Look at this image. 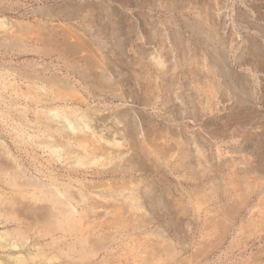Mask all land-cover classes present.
<instances>
[{
    "label": "rangeland",
    "instance_id": "374dc122",
    "mask_svg": "<svg viewBox=\"0 0 264 264\" xmlns=\"http://www.w3.org/2000/svg\"><path fill=\"white\" fill-rule=\"evenodd\" d=\"M188 1L0 0V264H264V0Z\"/></svg>",
    "mask_w": 264,
    "mask_h": 264
},
{
    "label": "bare ground",
    "instance_id": "6f19581e",
    "mask_svg": "<svg viewBox=\"0 0 264 264\" xmlns=\"http://www.w3.org/2000/svg\"><path fill=\"white\" fill-rule=\"evenodd\" d=\"M148 1V0H147ZM167 1H171V0H167ZM190 1V0H189ZM188 1V2H189ZM193 1H196V0H193ZM173 2V1H172ZM179 3V2H178ZM173 4V3H172ZM154 5V4H153ZM187 5V4H186ZM189 5H191V4H189ZM51 6V5H50ZM53 6V5H52ZM51 6V7H52ZM193 6V5H192ZM49 7V6H48ZM51 7H49L50 9H51ZM56 7H58V6H56ZM149 7V6H148ZM155 7V6H154ZM193 7H195V5L193 6ZM53 8V7H52ZM153 8V7H152ZM184 8H185V6H184ZM180 9V8H179ZM189 9V8H188ZM55 10V9H54ZM174 10V9H173ZM212 10V9H211ZM214 10V9H213ZM216 10V9H215ZM58 11V10H57ZM65 11V10H64ZM189 11V10H188ZM190 11H191V9H190ZM60 12H62L61 11V9H60ZM202 12V11H201ZM213 12V11H212ZM217 12V11H216ZM48 14H50V13H48ZM67 14V13H66ZM50 15H52V14H50ZM67 15H69V14H67ZM151 15V14H150ZM215 15H217V16H219V14H214V16ZM173 15L171 14V16L170 17H172ZM210 16V15H209ZM55 17V16H54ZM53 17V18H54ZM62 17V16H61ZM68 17V16H67ZM69 17H70V15H69ZM199 17V16H198ZM212 17H213V15H212ZM216 17V16H215ZM214 17V18H215ZM64 18V17H63ZM123 18V17H122ZM174 19V18H173ZM201 19V18H200ZM157 20V19H156ZM175 20V19H174ZM60 21V20H59ZM177 21V20H176ZM168 23H169V21H168ZM176 23V22H175ZM199 23V22H198ZM52 24H53V22H52ZM149 24H150V22H149ZM148 24V25H149ZM152 24V23H151ZM155 23H153V25H154ZM202 23H200V25H201ZM54 25V24H53ZM114 25V24H113ZM143 25V24H142ZM199 25V24H198ZM55 26V25H54ZM146 26V25H145ZM152 26V25H151ZM156 26V25H155ZM51 27V26H50ZM87 27V26H86ZM122 27V26H121ZM120 25L119 24H115L113 27H112V29H111V32L113 31V28H115L114 30H119L120 28ZM126 27V26H125ZM150 26H148V28H149ZM158 27V26H157ZM170 27V26H169ZM225 27V26H224ZM109 28V27H108ZM52 29V28H51ZM153 29V28H152ZM180 29V28H179ZM86 30V29H85ZM196 30H199V29H196ZM203 30V29H202ZM215 30V29H214ZM213 30V31H214ZM159 31V30H158ZM201 31V30H200ZM54 32V31H53ZM72 32V31H71ZM127 32V31H126ZM145 32V31H144ZM160 32V31H159ZM162 32H163V30H162ZM197 32V31H196ZM195 32V33H196ZM15 33V32H14ZM120 32H118V34H119ZM155 33H157V32H155ZM154 33V34H155ZM194 33V32H193ZM76 33H74V35H75ZM144 34V33H143ZM151 34V33H150ZM149 34V35H150ZM158 34V33H157ZM160 34V33H159ZM158 34V35H159ZM173 34V33H172ZM112 35V34H111ZM131 35V34H130ZM166 35H168L167 33H166ZM178 35V34H177ZM200 35V34H199ZM11 37H18V36H16V35H10ZM146 36V35H145ZM145 36H143V37H145ZM155 36V35H154ZM128 37V36H127ZM142 37V38H143ZM148 38H143V39H140V40H137L136 39V42H134V43H136V44H138L139 46H141V47H145L144 49H143V55H144V53H145V58H146V60H147V62H148V66H149V68H151L153 71H154V73L157 75V77L159 76L160 78H163V80H164V77H166V74L168 73V74H170L168 71H169V68L171 67V62H168V63H165V62H167V61H169V60H167V61H165V62H163V61H161V59H159L160 57H158L159 56V54H157L156 55V52H157V48H155L152 52H151V50L149 51L148 50V47H152V46H147V43H149L148 41L150 40V38H149V36H147ZM161 37H162V35H161ZM182 37V36H181ZM38 38H40V37H38ZM38 38H36V40L38 39ZM132 38V37H131ZM176 38V37H175ZM121 39V38H120ZM123 39V38H122ZM125 39V38H124ZM133 39V38H132ZM152 39V38H151ZM155 39H156V37H154V41H155ZM178 39H180V37L178 38ZM177 39V40H178ZM159 40V39H158ZM169 40H170V38H169ZM175 40V39H174ZM153 41V40H152ZM153 41V42H154ZM157 41V40H156ZM155 41V42H156ZM163 41H164V36H163ZM162 41V42H163ZM180 41V40H179ZM178 41V42H179ZM183 41V40H182ZM185 41V40H184ZM121 42V41H120ZM129 42V41H128ZM131 42V41H130ZM129 42V43H130ZM153 42H152V45H154L153 44ZM133 42H131V44L130 45H132L133 46V48L135 47V45L134 44H132ZM164 43V42H163ZM165 43H167V42H165ZM164 43V44H165ZM173 43V42H172ZM164 44H155L156 46L158 45V47L160 46V47H162L163 48V46H164ZM170 44V43H169ZM168 44V45H169ZM185 44V43H184ZM122 45V44H121ZM150 45V44H149ZM154 45V46H155ZM168 45H166V46H168ZM172 45V44H171ZM121 47H123V46H121ZM138 47V46H137ZM132 48V47H131ZM139 48V47H138ZM162 48H160V49H162ZM167 48V47H166ZM119 49V48H118ZM128 49V48H127ZM151 49H153V48H151ZM171 49L172 50H174V48H172L171 47ZM177 49H178V47H177ZM124 50V49H123ZM132 50V49H131ZM141 50V49H140ZM159 50V49H158ZM193 50H194V48H193ZM133 51V50H132ZM166 51V50H165ZM171 51V50H170ZM176 51V50H175ZM120 52V51H119ZM125 52V51H124ZM123 53V52H122ZM137 53V52H136ZM159 53V52H158ZM171 53V52H170ZM176 53V52H175ZM189 53V52H188ZM140 54V53H139ZM141 54H142V52H141ZM168 54V53H167ZM172 54H173V52H172ZM177 54V53H176ZM175 55V54H174ZM174 55H172V56H174ZM180 55V54H179ZM199 55V54H198ZM137 56V55H136ZM162 56H166V54H164V55H162ZM177 56V55H176ZM170 57V56H169ZM186 57V56H185ZM184 57V58H185ZM141 58H143V57H141ZM176 59V57H172V59ZM136 59V58H135ZM163 59V58H162ZM137 60H139V59H137ZM136 60V61H137ZM197 60V59H196ZM195 60V61H196ZM139 61H142V60H139ZM145 61V60H144ZM173 61V60H172ZM198 61V60H197ZM179 62V61H178ZM186 62V61H185ZM188 62H189V60H188ZM187 62V63H188ZM137 63V62H136ZM140 63V62H139ZM146 63V62H145ZM215 63V62H214ZM217 63V62H216ZM218 64V63H217ZM173 65V64H172ZM176 65V64H175ZM178 65V64H177ZM186 65V64H185ZM190 65V64H189ZM216 65V64H215ZM138 66V65H137ZM141 66V65H140ZM196 66H197V64H196ZM195 66V64H194V67H196ZM139 67V66H138ZM175 66L173 65V68H174ZM226 67V66H225ZM146 68H148V67H146ZM185 68V67H184ZM132 70V69H131ZM219 70V69H218ZM147 71V70H146ZM172 72H174V70H172ZM174 73H176V72H174ZM178 73H179V70H178ZM178 73H177V75H178ZM200 74V73H199ZM224 75V74H223ZM226 75V74H225ZM173 76V75H172ZM174 76H175V74H174ZM177 77V76H176ZM132 78V77H131ZM137 78V77H136ZM153 78H156V76H154V77H152V79ZM167 78H168V76H167ZM171 78V77H170ZM173 78H175V77H173ZM107 79V78H106ZM149 79H151V78H149ZM159 79V78H158ZM166 79V78H165ZM162 79H160L159 81H161ZM167 80V79H166ZM173 80V79H172ZM148 81V80H147ZM155 81V80H154ZM168 81V80H167ZM166 81V82H167ZM175 81V80H174ZM157 82V81H156ZM210 82V81H209ZM149 83V82H148ZM159 82H157V84H158ZM170 83H171V81H170ZM173 83H175V82H173ZM109 84H111V83H109ZM154 84V83H153ZM156 85V84H155ZM160 85H162V84H160ZM175 85V84H174ZM154 86V85H153ZM116 87H118V86H116ZM171 87V86H170ZM156 88V87H155ZM154 88V89H155ZM159 88V87H158ZM177 88V87H176ZM181 88V87H180ZM161 89V88H160ZM172 89V88H171ZM163 90H164V87H163ZM178 90V89H177ZM153 91V90H152ZM161 91V90H160ZM165 92V91H164ZM175 92V91H174ZM176 92H178V91H176ZM180 92V91H179ZM190 92V91H189ZM153 93V92H152ZM180 93H182V92H180ZM168 94V93H167ZM171 94V93H170ZM175 94V93H174ZM177 95V94H176ZM179 95V94H178ZM171 96V95H170ZM172 96H173V94H172ZM195 96V95H194ZM236 96V95H235ZM157 97V96H156ZM159 97V96H158ZM166 98V97H165ZM170 98V97H169ZM195 98V97H194ZM193 98V99H194ZM175 100V99H174ZM171 101V100H170ZM178 101V100H177ZM180 101V100H179ZM192 101V100H191ZM152 102H154V101H152ZM156 102V101H155ZM174 103V102H173ZM178 103V102H177ZM181 103V102H180ZM151 104V103H150ZM161 104H162V102H161ZM179 104V103H178ZM204 104V103H203ZM180 105V104H179ZM183 105V104H182ZM158 106V105H157ZM163 106V105H162ZM182 107V106H181ZM195 107V106H194ZM159 108V107H158ZM160 108H165L164 106L163 107H160ZM197 109V108H196ZM169 110V109H168ZM182 110H184V109H182ZM185 111V110H184ZM185 113H186V111H185ZM174 114V113H173ZM196 114H198V112H196ZM176 115V114H175ZM201 115V114H200ZM194 116V115H193ZM185 117V116H184ZM187 117V116H186ZM190 117V116H189ZM188 117V118H189ZM195 117V116H194ZM191 118V117H190ZM185 119V118H184ZM196 119V118H195ZM197 120V119H196ZM205 122V121H204ZM206 124V123H205ZM220 124V123H219ZM228 126V125H227ZM242 126V125H241ZM208 127V126H207ZM214 128V127H213ZM141 133H142V131H140ZM213 132V131H212ZM216 133V132H215ZM143 134V133H142ZM226 135V134H225ZM234 136V135H233ZM185 137V136H184ZM241 137V136H240ZM232 139H234V138H232ZM189 140V139H188ZM193 141V140H192ZM198 155L197 156H199V152L197 153ZM263 155V154H262ZM136 157V156H135ZM132 158V157H131ZM263 158V157H262ZM261 158V156H260V158L258 159V160H260V159H262ZM201 159V158H200ZM235 161V160H234ZM261 161V160H260ZM239 162V161H238ZM258 162V161H257ZM214 169V168H213ZM248 169V168H247ZM198 177V176H197ZM239 178V177H238ZM195 180V179H194ZM240 183V182H239ZM209 187V186H208ZM199 194V193H198ZM214 218V217H213Z\"/></svg>",
    "mask_w": 264,
    "mask_h": 264
}]
</instances>
